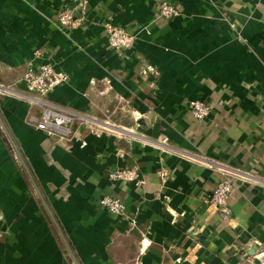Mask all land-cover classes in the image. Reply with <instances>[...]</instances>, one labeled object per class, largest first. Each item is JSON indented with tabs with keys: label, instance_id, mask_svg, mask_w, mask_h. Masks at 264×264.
Returning <instances> with one entry per match:
<instances>
[{
	"label": "crops",
	"instance_id": "obj_1",
	"mask_svg": "<svg viewBox=\"0 0 264 264\" xmlns=\"http://www.w3.org/2000/svg\"><path fill=\"white\" fill-rule=\"evenodd\" d=\"M106 23L134 43L110 47ZM42 62L69 76L52 102L112 130H37L19 78ZM0 84V264H75L66 243L78 264H264V0H0ZM227 174L225 218L208 199Z\"/></svg>",
	"mask_w": 264,
	"mask_h": 264
},
{
	"label": "built area",
	"instance_id": "obj_2",
	"mask_svg": "<svg viewBox=\"0 0 264 264\" xmlns=\"http://www.w3.org/2000/svg\"><path fill=\"white\" fill-rule=\"evenodd\" d=\"M178 10L169 2H162L159 5V15L164 18H171L178 15ZM58 22L61 26L76 28L82 25L83 19L73 15L69 10L62 9L58 12ZM106 40L110 47L121 50L130 47L135 41V35L128 32L121 26L106 23L104 25ZM36 56H41V52L35 51ZM69 76L64 71L53 68L49 62H42L36 68L28 67L20 75L19 81L23 82L30 95V104L39 108L40 115L35 122V128L43 132L46 136L56 137L58 140H71L75 136L73 126L75 123L84 124L96 131L112 130V124L107 121L102 123L89 118L83 114L76 113L64 105L52 102L48 98V92L55 86L67 82ZM10 91L6 86L0 84V94ZM189 110L193 117L198 120L205 119L210 113V106L202 100H191ZM108 179L112 181L122 180L139 184L141 181L138 169L120 168L111 170ZM233 184L230 175H224L219 180L210 195L208 202L226 218L230 215L228 198ZM98 203L108 212L125 216V205L121 199L110 195H103Z\"/></svg>",
	"mask_w": 264,
	"mask_h": 264
},
{
	"label": "water",
	"instance_id": "obj_3",
	"mask_svg": "<svg viewBox=\"0 0 264 264\" xmlns=\"http://www.w3.org/2000/svg\"><path fill=\"white\" fill-rule=\"evenodd\" d=\"M19 157H20V156H19ZM66 249H67V251H68L70 257L72 258L73 262H74L75 264H78L77 260L75 259L74 254H73L72 251L70 250V248H69V246L67 245V243H66Z\"/></svg>",
	"mask_w": 264,
	"mask_h": 264
}]
</instances>
